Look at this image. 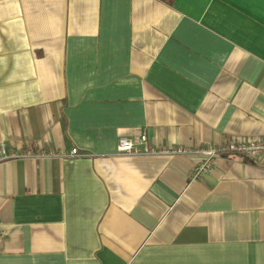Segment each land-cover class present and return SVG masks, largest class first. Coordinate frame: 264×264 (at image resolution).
<instances>
[{
    "label": "crops",
    "instance_id": "0c3cea01",
    "mask_svg": "<svg viewBox=\"0 0 264 264\" xmlns=\"http://www.w3.org/2000/svg\"><path fill=\"white\" fill-rule=\"evenodd\" d=\"M142 136L264 138V0H0V264H264V155Z\"/></svg>",
    "mask_w": 264,
    "mask_h": 264
},
{
    "label": "built area",
    "instance_id": "2783aa9c",
    "mask_svg": "<svg viewBox=\"0 0 264 264\" xmlns=\"http://www.w3.org/2000/svg\"><path fill=\"white\" fill-rule=\"evenodd\" d=\"M117 149L119 153L133 154V155H155V154H194L202 156L201 162L195 169V175H202L208 171L212 165L214 158L218 155L237 153L248 156L254 159L264 155V138L251 137L247 142L244 140L231 139L221 145L206 144L198 148H190L184 146H160L154 141L150 140L147 136H142L138 141H134L127 137H120L118 139ZM72 155H80L77 148L71 150ZM63 152L56 149H38L36 151L23 149L19 152L7 150L6 146H0V161L5 159L28 158V157H45V156H60ZM2 222L0 220V228Z\"/></svg>",
    "mask_w": 264,
    "mask_h": 264
},
{
    "label": "trees",
    "instance_id": "16d2710c",
    "mask_svg": "<svg viewBox=\"0 0 264 264\" xmlns=\"http://www.w3.org/2000/svg\"><path fill=\"white\" fill-rule=\"evenodd\" d=\"M166 4L172 5L174 3L175 0H161Z\"/></svg>",
    "mask_w": 264,
    "mask_h": 264
}]
</instances>
